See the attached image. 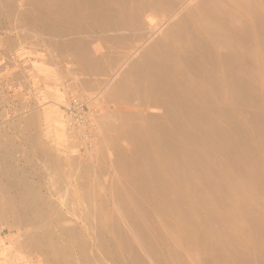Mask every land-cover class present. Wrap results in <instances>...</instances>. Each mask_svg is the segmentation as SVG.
<instances>
[{"label":"rangeland","instance_id":"obj_1","mask_svg":"<svg viewBox=\"0 0 264 264\" xmlns=\"http://www.w3.org/2000/svg\"><path fill=\"white\" fill-rule=\"evenodd\" d=\"M203 1L0 0V264H264V64L226 59L223 95L206 39L171 31Z\"/></svg>","mask_w":264,"mask_h":264},{"label":"bare ground","instance_id":"obj_2","mask_svg":"<svg viewBox=\"0 0 264 264\" xmlns=\"http://www.w3.org/2000/svg\"><path fill=\"white\" fill-rule=\"evenodd\" d=\"M74 1V0H73ZM90 1H93V0H90ZM126 1H128V2H131V5H132V10H133V12L136 14V16H142L143 14H144V12L146 13V10H155L156 8H161L160 7V4H159V0H126ZM174 1V0H173ZM181 1V0H180ZM191 1H193V0H190V2ZM195 1V0H194ZM200 1V0H199ZM68 2V1H67ZM97 2V1H96ZM100 2V1H99ZM105 2V1H104ZM124 2H125V0H124ZM163 2H164V0H163ZM168 2V1H167ZM185 2V1H184ZM197 2V1H196ZM195 2V3H196ZM202 2V1H201ZM203 2H205V5H206V7H205V5L203 4V5H201L202 7H205V10L203 11V9H200V7H199V9H200V12H202L201 14H200V16H198V13L197 12H195L196 14V16H198V17H200V18H196V16H194V14H193V12L195 11V10H193L192 12H190V13H186V15H187V17H186V15H185V17L183 18L182 16V22H184V23H182L181 21H180V23H176V24H178L177 25V28L175 27V28H172V33H178L179 31H182V32H184L185 33V30L186 29H189V28H186V26H190L191 24H193V28L196 30V31H192L193 33H195V36H196V39L198 40V39H200V40H202L201 38H204V39H206V43H208L209 44V46L206 44H204L203 42L205 41H203L202 43L207 47H210V49L212 50V51H214V53H216V56H214L212 53V55L214 56L213 58V61H215L214 62V65L216 66V67H214V68H216V69H218V66L220 67V72L219 73H215V72H217V71H214V72H211V71H208V73L209 72H211L210 74H214V75H218V80H214V81H217L218 82V85H222V88H220V89H222L221 91H222V93L225 91L226 93L227 92H231V90H232V88H234L235 89V83L234 82H236V80H237V78L236 77H238L239 75L237 74H234V76H235V78L233 77V74L230 72H228V71H226L225 70V67H226V59H229V60H232V57H233V55L234 56H236L235 54H237L236 52L237 51H242V53L244 54V56L246 57V59H248L249 61H248V63L252 66H256V67H259L258 68V70H260V67L262 68L263 67V64H264V30H262L264 27L263 26H261V25H263L264 24V16H262V15H264V10H262V8H264V7H262V8H260L261 6L260 5H264V0H204ZM82 3H84V2H82ZM92 3H94V2H92ZM123 3V2H122ZM121 3V4H122ZM171 3H174V2H171ZM177 3V2H176ZM182 3V2H181ZM128 4V3H127ZM166 4H168L169 5V2L168 3H166ZM184 4V3H183ZM187 4V3H186ZM198 4V3H197ZM202 4V3H201ZM96 5V7L98 8V5H99V3H97V4H95ZM102 5V4H101ZM103 5H108V4H103ZM171 5V4H170ZM189 5V4H188ZM196 5V4H195ZM194 5V6H195ZM200 5V4H199ZM91 6V5H90ZM94 6V5H93ZM159 6V7H158ZM164 6H165V4H164ZM174 6V5H173ZM181 6V5H180ZM179 6V7H180ZM193 6V5H192ZM102 7V6H101ZM108 7V6H107ZM111 7V6H110ZM169 7V6H168ZM167 7V8H168ZM171 7V6H170ZM178 7V6H177ZM196 7V11L198 10L197 9V6H195ZM106 8V7H105ZM105 8L103 9V10H105ZM109 8V7H108ZM165 8H166V6H165ZM174 8H175V6H174ZM174 8H172V9H174ZM191 8V7H190ZM109 9H111V8H109ZM108 9V10H109ZM170 9V8H169ZM171 9V10H172ZM176 9V8H175ZM183 8H181V10H182ZM100 10H102L101 8H100ZM100 10L99 9H95L94 7L92 8V11H90V13H92V18H94L95 17V19L97 20V19H99L100 18V16H101V14H103L105 11H102V12H100ZM113 10V9H112ZM115 10V9H114ZM113 10V11H114ZM159 10V9H158ZM170 10V11H171ZM177 10H178V8H177ZM167 11H169V10H167ZM169 11V12H170ZM180 11V10H179ZM108 12H110V10L108 11ZM108 12L107 13H105V15L106 14H108ZM117 13H118V11H116ZM199 12V11H198ZM199 12V13H200ZM150 13V12H149ZM154 13V12H153ZM168 13V12H167ZM178 13V12H177ZM111 14V13H110ZM185 14V13H184ZM112 15V14H111ZM111 15H109V16H111ZM108 16V15H107ZM114 16V15H113ZM135 16V17H136ZM116 17V16H115ZM179 17V16H178ZM181 17H179V18H181ZM113 18V17H112ZM139 18V17H138ZM137 18V19H138ZM142 18V17H141ZM152 17L150 16V18L149 19H151ZM171 18H173V16L171 17ZM178 18V19H179ZM173 19H175V18H173ZM177 19V20H178ZM116 20V19H115ZM152 20V19H151ZM139 22H140V20H138ZM144 21V20H143ZM146 21V20H145ZM153 21V20H152ZM169 21V20H168ZM209 21V22H208ZM95 22V21H94ZM106 22V21H105ZM148 22V21H147ZM173 21H172V19H171V23H172ZM102 23V22H101ZM100 23V24H101ZM110 24H111V22H109ZM108 23V24H109ZM143 23H145V22H143ZM142 23V24H143ZM257 23H259L258 25H260L261 26V29L258 27V25H257ZM104 24V23H103ZM109 24V25H110ZM138 24H140V23H138ZM146 24H148V23H146ZM105 25V24H104ZM116 25H118V24H116ZM121 25V24H120ZM120 25H119V27H120ZM152 25V24H151ZM171 25V24H170ZM114 26V25H113ZM109 27V26H108ZM121 27H122V25H121ZM263 27V28H262ZM102 28V27H101ZM100 28V29H101ZM104 28H106L105 26H104ZM110 28V27H109ZM111 28H112V26H111ZM150 28V27H149ZM152 28V27H151ZM170 28H171V26H170ZM186 28V29H185ZM144 29V28H143ZM165 29V28H164ZM102 30V29H101ZM105 30V29H104ZM124 30V29H123ZM146 31V30H145ZM156 31V30H155ZM160 31V30H159ZM164 31V30H163ZM187 31H189V30H187ZM186 31V32H187ZM199 32L198 33V35L200 36V38L199 37H197L198 35L196 34V32ZM76 32V31H75ZM153 32H154V30H153ZM152 32V33H153ZM71 33V32H70ZM157 33H158V31H157ZM183 33V35L185 36V34ZM241 33H245L246 34V36H244L245 34H243V36H241ZM179 35H180V33H178ZM191 34V33H190ZM124 35V34H123ZM146 35V34H145ZM162 35H163V33H162ZM182 35V36H183ZM121 36V35H120ZM165 36V35H164ZM163 36V37H164ZM181 35H180V38L182 37ZM184 36L182 37V40L181 39H179L181 42H178L179 44L180 43H182V41H183V39H185L183 42H186V38H184ZM149 37V36H148ZM162 37V38H163ZM191 37H192V35H191ZM194 37V36H193ZM192 37V38H193ZM209 37L212 39V41L211 40H209ZM241 37H243V38H241ZM161 38V37H160ZM189 38V37H188ZM192 38L190 39L189 38V40H190V42L192 43ZM243 39V43H244V39H245V42L246 43H244V45L242 44V43H240L241 42V40ZM159 40V39H158ZM163 40H165V39H163ZM170 41V40H169ZM195 40H193V42H194ZM158 42V41H157ZM162 42H164V41H162ZM190 42H189V44H190ZM159 43V42H158ZM170 43V42H169ZM197 43V42H196ZM217 43L219 44V45H217ZM164 44V43H163ZM183 44V43H182ZM181 44V45H182ZM186 44V43H185ZM189 44H186L187 45V49L189 48L188 47V45ZM193 44V43H192ZM241 44V45H240ZM151 45H152V43H151ZM159 45H160V43H159ZM199 45V44H198ZM200 45H202L201 43H200ZM199 45V46H200ZM152 46H154V44L152 45ZM162 44H161V48H162ZM189 46H192L191 44L189 45ZM169 47V46H168ZM182 47V46H181ZM195 47H197V46H195ZM202 47L204 48V46L202 45ZM201 47V48H202ZM166 48V47H165ZM169 48H171V50L174 52V50L172 49L173 48V45L171 46V47H169ZM193 48H194V46H193ZM202 48V49H203ZM222 48H224L225 49V51H224V53H223V51H222ZM113 49V48H112ZM184 49H185V51H186V48H183V51H184ZM191 49V48H190ZM196 49V48H195ZM199 49V48H198ZM207 49V48H206ZM167 50V49H166ZM170 50V51H171ZM197 50V49H196ZM134 51V50H133ZM155 51H156V49H155ZM172 51L170 52V53H172ZM179 51H180V49H179ZM184 51V52H185ZM191 51V50H190ZM190 51H188L189 52V54L188 55H190ZM209 51V50H208ZM168 52V51H167ZM196 52V51H195ZM200 52V51H199ZM211 52V51H210ZM141 53V52H140ZM145 53H146V51H145ZM153 53V52H152ZM193 53V52H192ZM150 54V53H149ZM186 54V53H185ZM184 54V55H185ZM210 54V53H209ZM224 54V55H223ZM146 55V54H145ZM161 55V54H160ZM181 55V54H180ZM187 55V54H186ZM187 55V56H188ZM196 55V54H195ZM174 57H175V55H173ZM226 58H225V57ZM239 56V55H238ZM238 56H236V57H238ZM184 57V56H183ZM189 57V56H188ZM193 57L194 56H192V54H191V58H192V60H193ZM190 58V57H189ZM190 58V59H191ZM197 58H198V56H197ZM235 57H233V59H234ZM240 58V57H239ZM148 59V58H147ZM149 59H151L152 60V58H149ZM189 59V60H190ZM194 59H196L195 57H194ZM245 59V60H246ZM177 60V59H176ZM199 60V59H198ZM197 60V61H198ZM235 60L237 61V59L235 58ZM156 61H158V60H156ZM191 61V60H190ZM195 62H196V60H194ZM194 61H193V65H194ZM247 61V60H246ZM132 62H134V61H132ZM159 62V61H158ZM157 62V63H158ZM228 62V61H227ZM235 62V61H234ZM238 62H240V59L238 60ZM237 62V63H238ZM157 63H155V64H157ZM160 63V62H159ZM199 63H201V61H198V64ZM230 63H233V60H232V62H230ZM236 63V64H237ZM241 63V62H240ZM244 65H245V63L246 62H242ZM241 63V65H243ZM133 64V63H132ZM148 64V63H147ZM150 64V63H149ZM153 64V63H152ZM166 64V63H165ZM197 64V63H196ZM229 64V63H228ZM235 64V63H234ZM239 64V63H238ZM137 65V64H136ZM162 65H163V63H162ZM162 65H161V67H162ZM200 66H201V64H199ZM199 65H197V66H199ZM205 65V64H204ZM230 65V64H229ZM243 65V66H244ZM142 66V65H141ZM156 66V65H155ZM157 66H158V64H157ZM168 66H170L169 64H168ZM203 66V65H202ZM228 66V65H227ZM234 66V65H233ZM232 66V67H233ZM236 66H238V65H236ZM252 66V67H253ZM139 67V66H138ZM151 67V66H150ZM205 67V66H204ZM229 67H231V66H229ZM144 68V67H143ZM207 67H205V69H206ZM237 68V67H236ZM241 68V67H240ZM244 68V67H243ZM247 68V67H246ZM254 68V67H253ZM164 69V68H163ZM170 68H167V70H169ZM202 69H204V68H202ZM213 69V68H212ZM215 69V70H216ZM256 69V68H255ZM138 70V69H137ZM155 70V69H154ZM154 70H153V72H154ZM198 70V69H197ZM200 70V69H199ZM222 70V71H221ZM234 70V69H233ZM243 70V69H242ZM160 71V70H159ZM159 71H157V72H159ZM194 71V70H193ZM201 71V70H200ZM205 71V70H204ZM237 71H238V69H237ZM240 71V70H239ZM137 72V71H136ZM156 72V71H155ZM165 72H167V71H165ZM197 72V71H196ZM221 72H223L222 74H221V76H219V74L221 73ZM234 72H235V70H234ZM258 72V71H257ZM256 72V73H257ZM169 73V72H168ZM186 73V72H185ZM198 73H200V72H198ZM239 73V72H238ZM232 74V75H231ZM160 76H161V74H159ZM158 74H157V76H159ZM167 75V74H166ZM190 75V74H189ZM202 75V74H201ZM200 75V76H201ZM206 76H207V71H206V74H205ZM241 75V74H240ZM259 75V74H258ZM141 76V75H140ZM139 76V77H140ZM156 76V77H157ZM159 76V78H161ZM199 76V75H198ZM203 76V75H202ZM205 76V77H206ZM243 76H244V71H243ZM165 77V76H164ZM177 77V76H176ZM207 77H210V76H207ZM205 78V82H206V79L208 80V78ZM214 77L215 76H212V77H210V79L212 78V79H214ZM240 77H242V75L240 76ZM245 77V76H244ZM246 77H248V76H246ZM158 78V77H157ZM157 78H155V79H157ZM190 78V77H189ZM244 79V78H243ZM160 79H158V81H159ZM240 80V79H239ZM162 81V80H161ZM168 81H170V80H168ZM192 81H193V79H192ZM197 81V80H196ZM160 82V81H159ZM159 82L156 84V86L157 85H159ZM171 82V81H170ZM169 82V83H170ZM208 83H209V81H207ZM211 82V81H210ZM239 82V81H238ZM245 82V81H244ZM247 82H249V81H247ZM161 83V82H160ZM168 83V84H169ZM180 83V82H179ZM211 83H213V81L211 82ZM220 83V84H219ZM241 83V81L238 83L239 85H242V84H240ZM215 84H217L216 82H215ZM238 84H237V86H238ZM247 84V83H246ZM245 84V85H246ZM162 85H163V83H162ZM165 85L166 84H164L163 86H164V89H166V87H165ZM171 85V84H170ZM215 86V87H220V86ZM232 85H235L234 87H232ZM152 86V85H151ZM160 86H161V84H160ZM162 86V87H163ZM237 86H236V89H238L237 88ZM174 87V86H173ZM214 87V86H213ZM245 87V86H244ZM158 88V87H157ZM156 88V89H157ZM171 87H169V89H170ZM241 88V87H240ZM163 89V90H164ZM219 88H218V94L220 93L221 94V96H222V93H221V91L219 92V90H220ZM233 89V90H234ZM159 90H162V88L161 87H159ZM172 90V89H171ZM188 90V89H187ZM217 90V89H216ZM230 90V91H229ZM232 90V91H233ZM188 91H190V90H188ZM207 91V90H206ZM254 91H256V90H254ZM253 91V92H254ZM155 92H158V91H155ZM164 92H166V91H164ZM168 92V91H167ZM172 92V91H171ZM177 92V91H176ZM181 92V91H180ZM179 92V93H180ZM191 92H193V91H191ZM205 92V91H204ZM235 92H237V91H235ZM186 93V92H185ZM190 93V92H189ZM209 93V92H208ZM232 93V92H231ZM154 94H156V93H154ZM169 94V93H168ZM172 94V93H171ZM175 94V93H174ZM207 93H205V95H206ZM177 95V94H176ZM223 95H224V93H223ZM225 95H227V94H225ZM184 96V95H183ZM216 96H218V95H216ZM228 96V95H227ZM151 97V96H150ZM164 97V96H163ZM223 97V96H222ZM231 97H232V94H231ZM246 97V96H245ZM159 98V97H158ZM167 98V97H166ZM208 98V97H207ZM210 98V97H209ZM225 97H223V99H224ZM228 98V97H227ZM240 98V97H239ZM242 98V97H241ZM233 99V98H232ZM235 99V98H234ZM244 99V98H243ZM242 99V100H243ZM159 100V99H158ZM183 100H184V98H183ZM213 100V99H212ZM201 101V100H200ZM235 101H236V99H235ZM213 101H211V103H212ZM179 103V102H178ZM186 103V102H185ZM214 103V102H213ZM234 103V102H233ZM246 103H248V102H246ZM246 103H245V105H246ZM181 104V103H180ZM179 104V105H180ZM182 104H184L183 102H182ZM193 104V103H192ZM172 105H173V103H172ZM186 105V104H185ZM238 105V104H237ZM161 106V105H160ZM171 106V105H170ZM169 106V107H170ZM182 106V105H181ZM192 106V105H191ZM196 106V105H195ZM197 106H199V104L197 105ZM171 107H173V106H171ZM248 107V106H247ZM174 108V107H173ZM177 108V107H176ZM190 108V107H189ZM251 108V107H250ZM198 109V108H197ZM201 109V108H200ZM185 110V109H184ZM224 110V109H223ZM249 110V109H248ZM171 111H172V109H171ZM182 111H183V109H182ZM186 111V110H185ZM188 111V110H187ZM229 111V110H228ZM250 111V110H249ZM260 112V111H259ZM262 112V111H261ZM170 113V112H169ZM177 113V112H176ZM206 114V113H205ZM233 114V113H232ZM182 115V114H181ZM192 115V114H191ZM196 115V114H195ZM199 115V114H198ZM252 115H254V113L252 114ZM262 115V114H261ZM150 116H152V115H150ZM186 117H189V116H186ZM194 117V116H193ZM196 117V116H195ZM200 117H202V116H200ZM205 117V116H204ZM208 118V117H207ZM206 118V119H207ZM196 119V118H195ZM194 119V120H195ZM246 120V119H245ZM257 120H259V119H257ZM193 121V120H192ZM202 121V120H201ZM227 121V120H226ZM237 121V120H236ZM249 121V120H248ZM250 121H254V120H250ZM260 121V120H259ZM207 123V122H206ZM259 123H261V122H259ZM164 124V123H163ZM208 124H209V122H208ZM207 124V125H208ZM215 126V125H214ZM258 126V125H257ZM163 127V126H162ZM204 127H206V126H204ZM210 127V126H209ZM255 127V126H254ZM242 128V127H241ZM260 128V127H259ZM213 129H215V128H213ZM218 130V129H217ZM173 131V130H172ZM219 131V130H218ZM217 131V132H218ZM227 131V130H226ZM225 131V132H226ZM263 131V130H262ZM220 132V131H219ZM254 133V132H253ZM260 133V132H259ZM218 134V133H217ZM224 134V133H223ZM178 135V134H177ZM264 136V135H263ZM211 137V136H210ZM214 137V136H213ZM212 137V138H213ZM219 137V136H218ZM231 137H232V135H231ZM160 139V138H159ZM198 139V138H197ZM215 139V138H214ZM245 139V138H244ZM259 139V138H258ZM167 141V140H166ZM214 141V140H213ZM212 141V142H213ZM172 143H174V142H172ZM182 143V142H181ZM228 143V142H227ZM230 143V142H229ZM178 144H180V143H178ZM233 144V143H232ZM235 144V143H234ZM142 146V145H141ZM175 147V146H174ZM173 147V148H174ZM220 147V146H219ZM160 148H161V146H160ZM168 148V147H167ZM183 148V147H182ZM222 148V147H221ZM225 148V147H224ZM229 148H231V147H229ZM163 149V148H162ZM214 149H215V147H214ZM179 150V149H178ZM222 150H223V148H222ZM168 151V150H167ZM175 151V150H174ZM181 151V150H180ZM184 151V150H183ZM238 151V150H237ZM221 152V151H220ZM234 152V151H233ZM167 153V152H166ZM174 153V152H173ZM241 153V152H240ZM239 153V154H240ZM234 154V153H233ZM175 156V155H174ZM180 156V155H179ZM182 156V155H181ZM187 156V155H186ZM220 156H221V154H220ZM168 157V156H167ZM172 157V156H171ZM177 157V156H176ZM219 157V156H218ZM223 157V156H222ZM236 158H237V156H235ZM240 158V157H239ZM260 158V157H259ZM227 159V158H226ZM242 159V158H241ZM143 160V159H142ZM174 160V159H173ZM183 160V159H182ZM223 160V159H222ZM230 160H232L231 158H230ZM240 160V159H239ZM238 160V161H239ZM172 161V160H171ZM221 161V160H220ZM224 161V160H223ZM227 161H229V160H227ZM237 161V160H236ZM173 162V161H172ZM187 162H189V161H187ZM218 162V161H217ZM244 162V161H243ZM148 163V162H147ZM146 163V164H147ZM185 163V162H184ZM190 163V162H189ZM219 163V162H218ZM245 163H246V161H245ZM227 165V164H226ZM225 165V166H226ZM153 166V165H152ZM142 167V166H141ZM223 168V167H222ZM236 168V167H235ZM249 168V167H248ZM143 169V168H142ZM250 169V168H249ZM145 170V169H144ZM245 170V169H244ZM143 171V170H142ZM233 171V170H232ZM144 172V171H143ZM146 172V171H145ZM186 172V171H185ZM191 172V171H190ZM238 172V171H237ZM205 173V172H204ZM254 173V172H253ZM158 174V173H157ZM252 174V173H251ZM250 174V175H251ZM144 175V174H143ZM184 175V174H183ZM254 175V174H253ZM145 176H147V174L145 175ZM156 176V175H155ZM154 176V177H155ZM248 176V175H247ZM209 177V176H208ZM250 177V176H249ZM257 177V176H256ZM146 178V177H145ZM160 178H161V176H160ZM220 178V177H219ZM233 178V177H232ZM193 179V178H192ZM251 179V178H250ZM224 180V179H223ZM157 181V180H156ZM191 181V180H190ZM193 181H194V179H193ZM145 182V181H144ZM195 182V181H194ZM155 183V182H154ZM210 185V184H209ZM156 186V185H155ZM168 187V186H167ZM196 187V186H195ZM210 187V186H209ZM216 187V186H215ZM221 187V186H220ZM226 187H227V185H226ZM161 188V187H160ZM212 188V187H211ZM228 188V187H227ZM162 189H163V187H162ZM4 193V192H3ZM163 193V192H162ZM199 193V192H198ZM165 196H166V194H165ZM174 196H176V195H174ZM166 198V197H165ZM173 198V197H172ZM162 199H163V197H162ZM200 199V198H199ZM169 200H171V199H169ZM204 200H205V198H204ZM122 201V200H121ZM124 201V200H123ZM162 201V200H161ZM171 201H173V200H171ZM126 202V201H125ZM207 202H208V200H207ZM124 203V202H123ZM227 203V202H226ZM127 204V203H126ZM179 204V203H178ZM202 204V203H201ZM128 205V204H127ZM171 205H172V203H171ZM233 205V204H232ZM124 206H126V205H124ZM124 206H121V207H124ZM176 206V205H175ZM164 207V206H163ZM171 207H173V206H171ZM179 207V206H178ZM204 207V206H203ZM227 207V206H226ZM126 208V207H125ZM160 208V207H159ZM167 208V207H166ZM169 208V207H168ZM181 207H179V209H180ZM217 209V208H216ZM210 210V209H209ZM232 210V209H231ZM172 211V210H171ZM174 211V210H173ZM176 211V210H175ZM180 211V210H179ZM234 211V210H233ZM212 212V211H211ZM56 213V212H55ZM209 213V212H208ZM213 213V212H212ZM236 213V212H235ZM36 214V213H35ZM106 214V213H105ZM118 214V213H117ZM127 214V213H126ZM173 214V213H172ZM216 214V213H215ZM104 215V214H103ZM116 215V214H115ZM119 215V214H118ZM183 215V214H182ZM188 214L186 213V216H187ZM262 215V214H261ZM221 216V215H220ZM15 217V216H14ZM36 217V216H35ZM263 217V216H262ZM235 218V217H234ZM18 219V218H17ZM180 219H182V218H180ZM211 219V218H210ZM213 219V218H212ZM187 220V219H186ZM182 221V220H181ZM240 221V220H239ZM190 222V221H189ZM180 223V222H179ZM227 223V222H226ZM230 223V222H229ZM215 224V223H214ZM223 224V223H222ZM220 225V224H219ZM126 226V225H125ZM189 226V225H188ZM221 226V225H220ZM126 228V227H125ZM225 228V227H224ZM223 228V229H224ZM181 229V228H180ZM216 230V229H215ZM214 231V230H213ZM129 233V232H128ZM213 233H215V232H213ZM212 233V234H213ZM219 233V232H218ZM224 233V232H223ZM219 235V234H218ZM218 238V237H217ZM216 238V239H217ZM234 239V238H233ZM227 242V241H226ZM52 243V242H51ZM18 246V245H17ZM58 248V247H57ZM20 253V252H19Z\"/></svg>","mask_w":264,"mask_h":264},{"label":"built area","instance_id":"obj_3","mask_svg":"<svg viewBox=\"0 0 264 264\" xmlns=\"http://www.w3.org/2000/svg\"><path fill=\"white\" fill-rule=\"evenodd\" d=\"M83 103L77 101L76 98L73 99V101L70 103L69 107L67 108V117H66V123L67 127L70 130L78 128L79 123H84V114L80 113L79 108L83 107Z\"/></svg>","mask_w":264,"mask_h":264}]
</instances>
